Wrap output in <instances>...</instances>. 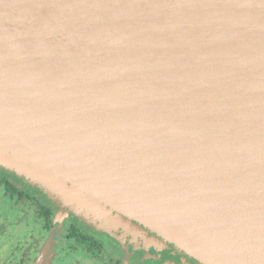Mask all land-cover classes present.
<instances>
[{
    "label": "water",
    "instance_id": "1",
    "mask_svg": "<svg viewBox=\"0 0 264 264\" xmlns=\"http://www.w3.org/2000/svg\"><path fill=\"white\" fill-rule=\"evenodd\" d=\"M1 166L202 264H264V0H0Z\"/></svg>",
    "mask_w": 264,
    "mask_h": 264
},
{
    "label": "flooded vegetation",
    "instance_id": "2",
    "mask_svg": "<svg viewBox=\"0 0 264 264\" xmlns=\"http://www.w3.org/2000/svg\"><path fill=\"white\" fill-rule=\"evenodd\" d=\"M60 206L0 169V264H202L136 221L109 231Z\"/></svg>",
    "mask_w": 264,
    "mask_h": 264
},
{
    "label": "rangeland",
    "instance_id": "3",
    "mask_svg": "<svg viewBox=\"0 0 264 264\" xmlns=\"http://www.w3.org/2000/svg\"><path fill=\"white\" fill-rule=\"evenodd\" d=\"M0 169L8 170V171H10V172H12V173H14V174H16V175H18V176H20V177L26 179L30 184H32V185H34V186H37L38 188L42 189L43 192L45 193V195H46L47 197H50V198L53 200V202H56L59 206H60V204H61L62 207H65V208H66V210L71 211V212L77 214V215L80 216V217H81L86 223H88L89 226H91V227L103 228V229H106V230H109V231H111V229H117L118 227H120V226H118L116 223L113 224V223H111V222H109V221H106V220L93 219L92 217H90V216H86V215H85L86 217H83V216H81L80 214L74 212V210H73L69 205H66L64 202H62L61 199H59V198H57L55 195L51 194V192H50L49 190H47L45 186L43 187L42 185H40V184H38V183H36V182L31 181V179L27 178L26 176L21 175V174L17 173L16 171H13V170H11V169H8L7 167H3V166H1ZM60 208H61V206H60ZM60 212H61V213L63 212V209H62V208H61V211H60ZM21 223H22V222H21ZM117 226H118V227H117Z\"/></svg>",
    "mask_w": 264,
    "mask_h": 264
},
{
    "label": "bare ground",
    "instance_id": "4",
    "mask_svg": "<svg viewBox=\"0 0 264 264\" xmlns=\"http://www.w3.org/2000/svg\"><path fill=\"white\" fill-rule=\"evenodd\" d=\"M224 86V85H223Z\"/></svg>",
    "mask_w": 264,
    "mask_h": 264
}]
</instances>
